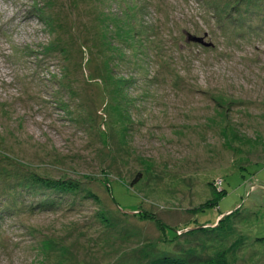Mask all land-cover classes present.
I'll return each mask as SVG.
<instances>
[{"label":"rangeland","instance_id":"1","mask_svg":"<svg viewBox=\"0 0 264 264\" xmlns=\"http://www.w3.org/2000/svg\"><path fill=\"white\" fill-rule=\"evenodd\" d=\"M252 179L264 0H0V264H264Z\"/></svg>","mask_w":264,"mask_h":264},{"label":"water","instance_id":"2","mask_svg":"<svg viewBox=\"0 0 264 264\" xmlns=\"http://www.w3.org/2000/svg\"><path fill=\"white\" fill-rule=\"evenodd\" d=\"M204 34V36H206ZM204 36H198L192 33H187V40L188 41H197L199 43H202L205 46H211L212 44L209 42L204 41ZM247 184H252V187L249 189H255L254 192L251 193V197L257 201L258 204H263L262 196L261 194H264L263 189H264V182L258 179H252V181H246L245 186ZM248 190V191H249ZM248 191L245 193V195L248 193ZM244 195V198H245ZM244 200V199H243Z\"/></svg>","mask_w":264,"mask_h":264},{"label":"trees","instance_id":"3","mask_svg":"<svg viewBox=\"0 0 264 264\" xmlns=\"http://www.w3.org/2000/svg\"><path fill=\"white\" fill-rule=\"evenodd\" d=\"M171 259H169V258H165V259H159V260H156L155 262H154V264H169V263H171Z\"/></svg>","mask_w":264,"mask_h":264},{"label":"bare ground","instance_id":"4","mask_svg":"<svg viewBox=\"0 0 264 264\" xmlns=\"http://www.w3.org/2000/svg\"><path fill=\"white\" fill-rule=\"evenodd\" d=\"M110 147V146H109Z\"/></svg>","mask_w":264,"mask_h":264}]
</instances>
